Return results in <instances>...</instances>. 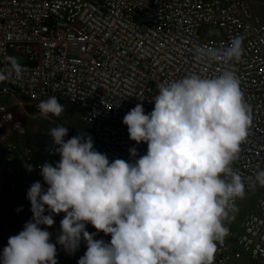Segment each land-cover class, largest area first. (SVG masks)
<instances>
[{
    "label": "clouds",
    "instance_id": "clouds-1",
    "mask_svg": "<svg viewBox=\"0 0 264 264\" xmlns=\"http://www.w3.org/2000/svg\"><path fill=\"white\" fill-rule=\"evenodd\" d=\"M243 54V37L235 36L221 50L198 46L193 59L230 65ZM5 63L0 83L22 80L17 58ZM152 102L147 114L138 103L122 120L130 140L147 144L134 163L109 162L90 135L65 140L67 127L50 129L60 159L39 165L47 187L35 181L27 190L32 218L8 238L0 264H57L56 244L40 226L51 227L60 213L56 243L69 255L81 240L86 244L77 264H214L217 244L228 235L225 221L246 190L232 167L251 124L239 78L230 67L211 77L192 73L161 83ZM37 108L45 118L64 111L55 96ZM129 153L135 157V147ZM255 183L264 187V170ZM88 224L110 242L94 239Z\"/></svg>",
    "mask_w": 264,
    "mask_h": 264
},
{
    "label": "built area",
    "instance_id": "built-area-1",
    "mask_svg": "<svg viewBox=\"0 0 264 264\" xmlns=\"http://www.w3.org/2000/svg\"><path fill=\"white\" fill-rule=\"evenodd\" d=\"M243 37L244 54L230 65L196 63L198 46L221 50ZM16 57L22 80L0 83V147L6 174L18 177L32 158L29 148L11 143L25 134L14 107L39 113L40 101L55 96L79 112L83 131L109 162H135L147 144L129 139L124 115L138 103L150 112L158 86L192 73L219 75L231 68L249 106V134L232 167L244 179L243 198L264 168V22L249 0H0V70ZM135 147L137 155L130 156ZM48 155L60 159L55 149ZM229 213L225 226L230 220ZM64 214H56L59 221ZM243 257L264 264V193L241 221L231 242H218L214 264Z\"/></svg>",
    "mask_w": 264,
    "mask_h": 264
},
{
    "label": "crops",
    "instance_id": "crops-1",
    "mask_svg": "<svg viewBox=\"0 0 264 264\" xmlns=\"http://www.w3.org/2000/svg\"><path fill=\"white\" fill-rule=\"evenodd\" d=\"M249 7L253 15L259 21L264 22V0H249ZM0 100L9 101V98L0 96ZM64 105V111L58 116L62 119L56 120L57 116L49 115L47 118L41 116L39 113H35L30 107H14L13 114L21 121L25 129V134L22 136H11L9 138L11 143L16 144L22 148H29L32 151L31 160L24 164L21 174L18 177L8 175L4 171L2 162V149L0 147V252L7 245L8 238L17 235L23 230L26 222L32 218L31 205L26 198V193L31 184L35 181H40L43 187H47L44 184L42 177L40 176L39 165L45 162L52 164L53 166L59 161L48 155L50 149H55L58 146L52 144L50 129L65 125L70 122L72 128H78L83 131V126H74L73 120L75 118L79 120V112L66 105ZM69 130V131H70ZM68 131V132H69ZM70 139L68 135L64 138ZM26 165L32 166V171L27 170ZM45 214H50L47 211ZM64 214V213H62ZM54 224L51 227L41 225L40 227L47 230L50 235V242L56 244L57 249V264H77L78 259L84 255L86 244L81 240L80 247L74 253L69 255L63 248V246L56 243L57 237L60 234L59 221L56 215L53 216ZM86 230L89 233H96L94 239H103L106 243L110 242L111 236L105 235L103 232H97V230L90 224L86 225ZM233 264H261L256 261H252L246 257H243L238 262Z\"/></svg>",
    "mask_w": 264,
    "mask_h": 264
},
{
    "label": "rangeland",
    "instance_id": "rangeland-1",
    "mask_svg": "<svg viewBox=\"0 0 264 264\" xmlns=\"http://www.w3.org/2000/svg\"><path fill=\"white\" fill-rule=\"evenodd\" d=\"M55 119L60 120L62 118L56 117ZM72 120H73L74 126L81 127L80 122L78 121L77 118H75V120L74 119H72ZM65 124L67 126H65V125L64 126L70 130V127H72L71 123L66 122ZM263 170H264V168H263ZM263 193H264V187H262V186H260L254 182L252 187L249 189L246 197L241 202V205L239 206V208L237 210H235L232 213L230 220L226 225V227L228 228V235L225 237L226 240H228L229 242L232 241L233 236L239 232V226H240L241 221L243 220L244 216L254 208L255 202Z\"/></svg>",
    "mask_w": 264,
    "mask_h": 264
}]
</instances>
